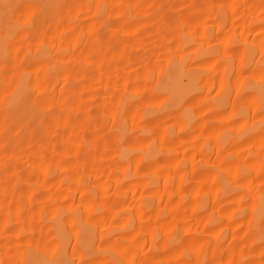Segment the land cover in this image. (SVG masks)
Returning a JSON list of instances; mask_svg holds the SVG:
<instances>
[{"label": "bare ground", "instance_id": "6f19581e", "mask_svg": "<svg viewBox=\"0 0 264 264\" xmlns=\"http://www.w3.org/2000/svg\"><path fill=\"white\" fill-rule=\"evenodd\" d=\"M0 264H264V0H0Z\"/></svg>", "mask_w": 264, "mask_h": 264}]
</instances>
